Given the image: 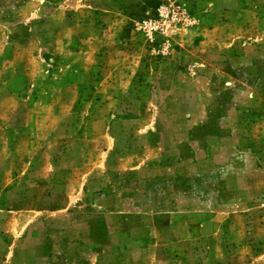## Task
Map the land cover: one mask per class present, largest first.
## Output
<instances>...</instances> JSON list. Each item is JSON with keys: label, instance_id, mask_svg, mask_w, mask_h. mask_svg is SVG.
Wrapping results in <instances>:
<instances>
[{"label": "rangeland", "instance_id": "obj_1", "mask_svg": "<svg viewBox=\"0 0 264 264\" xmlns=\"http://www.w3.org/2000/svg\"><path fill=\"white\" fill-rule=\"evenodd\" d=\"M0 264H264V0H0Z\"/></svg>", "mask_w": 264, "mask_h": 264}]
</instances>
